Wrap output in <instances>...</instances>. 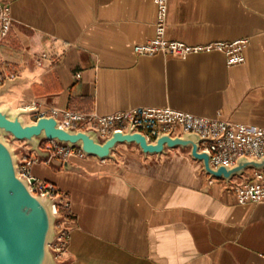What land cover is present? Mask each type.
Here are the masks:
<instances>
[{
    "label": "crops",
    "instance_id": "1",
    "mask_svg": "<svg viewBox=\"0 0 264 264\" xmlns=\"http://www.w3.org/2000/svg\"><path fill=\"white\" fill-rule=\"evenodd\" d=\"M10 8L0 106L32 102L99 116L166 107L264 127V0H168L165 37L189 45L248 38L244 62L218 52L139 56L155 36L153 0H0ZM45 54L41 64L38 60ZM2 86V84H0ZM31 118V116H29ZM36 162L31 175L66 195L59 264H264V203L238 204L222 180L176 148ZM247 170L231 183H243Z\"/></svg>",
    "mask_w": 264,
    "mask_h": 264
},
{
    "label": "water",
    "instance_id": "2",
    "mask_svg": "<svg viewBox=\"0 0 264 264\" xmlns=\"http://www.w3.org/2000/svg\"><path fill=\"white\" fill-rule=\"evenodd\" d=\"M9 81L10 78L5 79L0 86V95L6 91ZM37 111V108L14 111L0 106V264H59L52 246L59 236L56 225L61 218L54 207L61 197L32 191L33 179L28 180L18 173L20 160L18 150L12 148L14 141L28 146L38 162L67 171L75 167L69 161L51 157L49 151L41 148L44 141L78 148L85 157L99 161L113 159L118 145H134L143 156H160L178 148L200 163L201 171L210 179L222 180L227 185L247 170H264V156H241L232 166H213L209 152L199 149L200 143L210 138L196 133L183 132L175 136L160 133L152 141L129 125L126 130H113L110 135L101 137L93 128H65L53 116L30 119Z\"/></svg>",
    "mask_w": 264,
    "mask_h": 264
},
{
    "label": "built area",
    "instance_id": "3",
    "mask_svg": "<svg viewBox=\"0 0 264 264\" xmlns=\"http://www.w3.org/2000/svg\"><path fill=\"white\" fill-rule=\"evenodd\" d=\"M153 3L156 7L155 36L146 42L134 44L133 52L136 55L152 56L162 54L183 60L191 54L218 52L224 55L227 66L244 62V50L248 45V38L197 45L167 39L165 31L168 0H153ZM11 27L10 8L6 4H0V46L9 43ZM46 58L47 56L42 54L38 64H41L42 60ZM6 70L4 61L0 58V84L5 79L11 78ZM28 108L38 109L35 114L31 115L32 120L42 116H53L65 128L73 127L81 130L93 128L99 132L101 137L110 135L113 130H126L129 125H132L135 131L141 132L152 141L160 133H170L171 136L181 135L183 132L196 133L202 138H210L209 141L201 142L199 149L209 152L213 166H232L241 156L248 158H261L264 156V127L231 123L217 118L210 119L176 110L169 106H142L104 116L56 107H50L45 112L40 110L37 102H32ZM41 148L49 151L51 157L62 161L86 158L78 148L57 146L50 141H44ZM19 160L18 173L28 180L33 179V182L30 183L33 192L39 191L51 197H61L59 203L54 207L55 213L61 220L56 225L59 236L52 246L58 257L66 247L65 225L72 217L66 195L58 192L51 183L39 181L31 175L32 165L38 162L36 157L24 156ZM251 172L245 182L229 183L227 185L228 188L233 190L238 204L264 203V170H252Z\"/></svg>",
    "mask_w": 264,
    "mask_h": 264
},
{
    "label": "rangeland",
    "instance_id": "4",
    "mask_svg": "<svg viewBox=\"0 0 264 264\" xmlns=\"http://www.w3.org/2000/svg\"><path fill=\"white\" fill-rule=\"evenodd\" d=\"M32 119V118H30ZM12 148L18 150V157L19 159H21L22 157H28V156H32L35 157L36 154L34 152H29L28 146H25L23 142H17L14 141L12 143ZM125 154V155H130V154H141L139 152V150L137 149V147H135L134 145H130V146H126V145H118L116 147V151L113 152V155H117V154ZM185 154H187V152H183ZM87 158V157H86ZM89 158H94V157H89ZM85 159V158H84ZM96 159V158H95ZM97 160V159H96Z\"/></svg>",
    "mask_w": 264,
    "mask_h": 264
}]
</instances>
